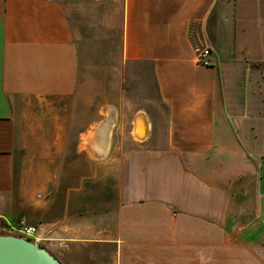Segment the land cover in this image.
<instances>
[{"label": "crops", "instance_id": "0c3cea01", "mask_svg": "<svg viewBox=\"0 0 264 264\" xmlns=\"http://www.w3.org/2000/svg\"><path fill=\"white\" fill-rule=\"evenodd\" d=\"M114 1L157 111L134 114L150 130L124 154L92 120L69 154L59 135L37 145L44 112L78 95L67 10L0 0V226L37 227L61 264H264V0Z\"/></svg>", "mask_w": 264, "mask_h": 264}, {"label": "rangeland", "instance_id": "374dc122", "mask_svg": "<svg viewBox=\"0 0 264 264\" xmlns=\"http://www.w3.org/2000/svg\"><path fill=\"white\" fill-rule=\"evenodd\" d=\"M64 5L80 53L78 95L67 109L44 112L39 125L43 149L54 145L52 136L59 135V149L71 154L78 145L80 133L92 120L90 136L111 139L112 148L124 154L131 148L129 139L132 118L140 111L156 113L157 92L152 64L124 63L121 59V28L118 2L114 0H55ZM121 107L113 113L111 107ZM55 139V138H54ZM80 148L85 146V137ZM34 142V141H33ZM77 159V157H74ZM82 157L78 163L82 167ZM85 166V164H84ZM3 226H0L2 228ZM1 233V230H0Z\"/></svg>", "mask_w": 264, "mask_h": 264}, {"label": "water", "instance_id": "95a60500", "mask_svg": "<svg viewBox=\"0 0 264 264\" xmlns=\"http://www.w3.org/2000/svg\"><path fill=\"white\" fill-rule=\"evenodd\" d=\"M137 114L134 119L136 124ZM136 130V127L134 128ZM132 130V131H134ZM0 264H61L46 248L30 239L4 234L0 236Z\"/></svg>", "mask_w": 264, "mask_h": 264}, {"label": "built area", "instance_id": "2783aa9c", "mask_svg": "<svg viewBox=\"0 0 264 264\" xmlns=\"http://www.w3.org/2000/svg\"><path fill=\"white\" fill-rule=\"evenodd\" d=\"M196 61L199 66L210 67L215 63L210 59L212 54V48L210 46H198L195 50ZM3 234H12L14 236L24 237L30 239L33 243L40 245V239L38 238L39 230L37 227H33L24 222L14 226L6 225L0 228Z\"/></svg>", "mask_w": 264, "mask_h": 264}, {"label": "bare ground", "instance_id": "6f19581e", "mask_svg": "<svg viewBox=\"0 0 264 264\" xmlns=\"http://www.w3.org/2000/svg\"><path fill=\"white\" fill-rule=\"evenodd\" d=\"M141 115L142 117L138 118L136 124H134V128L136 127V130H134V132L132 133L133 136H135L136 141L139 142H141L145 138L148 131L150 130V126L146 116L143 113Z\"/></svg>", "mask_w": 264, "mask_h": 264}, {"label": "trees", "instance_id": "16d2710c", "mask_svg": "<svg viewBox=\"0 0 264 264\" xmlns=\"http://www.w3.org/2000/svg\"><path fill=\"white\" fill-rule=\"evenodd\" d=\"M1 235H4V234H3V233H0V236H1Z\"/></svg>", "mask_w": 264, "mask_h": 264}]
</instances>
